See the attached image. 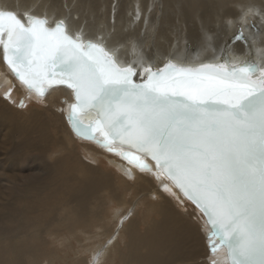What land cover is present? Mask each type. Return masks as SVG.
I'll use <instances>...</instances> for the list:
<instances>
[{
    "label": "bare ground",
    "instance_id": "bare-ground-1",
    "mask_svg": "<svg viewBox=\"0 0 264 264\" xmlns=\"http://www.w3.org/2000/svg\"><path fill=\"white\" fill-rule=\"evenodd\" d=\"M248 8L264 10V1L0 0V9L63 19L73 33L102 38L121 62L160 66L169 59L214 61ZM256 16L264 44V16ZM243 53L242 42L231 44L229 59ZM11 77L0 52V84H15L19 96ZM7 102L0 99V132L8 126V203L0 208L8 228L0 227V264H209L202 228L177 189L163 191L153 173L72 135L69 90L51 89L43 108Z\"/></svg>",
    "mask_w": 264,
    "mask_h": 264
},
{
    "label": "snow or ice",
    "instance_id": "snow-or-ice-1",
    "mask_svg": "<svg viewBox=\"0 0 264 264\" xmlns=\"http://www.w3.org/2000/svg\"><path fill=\"white\" fill-rule=\"evenodd\" d=\"M258 14L244 11L230 37L243 43L242 56L229 59L226 41L212 62L160 66L121 62L102 38L73 33L63 19L0 9V52L27 93L20 108L33 95L43 102L50 89L69 90L66 120L77 137L153 173L163 191L177 189L195 206L210 264H264V44L249 19Z\"/></svg>",
    "mask_w": 264,
    "mask_h": 264
},
{
    "label": "rangeland",
    "instance_id": "rangeland-1",
    "mask_svg": "<svg viewBox=\"0 0 264 264\" xmlns=\"http://www.w3.org/2000/svg\"><path fill=\"white\" fill-rule=\"evenodd\" d=\"M264 0H262V2H263ZM263 8V7H262ZM257 13H260V14H264V10L263 9H259V10H257ZM243 15V14H242ZM259 15V14H258ZM251 17V18H250ZM249 18H250V20H252L254 23H255V26H256V28L257 29H259V25L257 24V22H258V18H257V16L255 15V16H250ZM242 26V25H241ZM245 26H247V25H243V27H244V30H248V29H246L245 28ZM235 30H237V27L235 28ZM247 32H249V31H245L244 32V34H246ZM247 35V34H246ZM246 37V36H245ZM252 41V40H251ZM221 55V53L219 54V56ZM199 62H194V63H187V64H189V65H191V64H198ZM12 78V77H11ZM14 82H15V80H14ZM16 84H18L17 82H15ZM8 85V87L7 88H5V86H7ZM6 85V83H4L3 85H1L0 84V97L3 99V100H5V98H4V93H5V91L9 88V86L10 85H13L12 83H10V84H7ZM15 85V84H14ZM18 88H19V90H20V92L21 93H18V94H20L19 96H16L14 93H13V91H15V87H16V85H15V87H14V89H13V91H12V93H11V99L10 100H8V99H6L8 102V104H10L11 106H14L15 107V105H16V108H19V109H21V110H27L28 108V106L30 105L31 107H33V108H43V103L42 102H40V101H37L35 98H34V96H32L30 99H28V101L27 100H25V104H26V107H24V108H20L18 105H19V102H20V100L21 99H23L25 96H22V95H26L25 93V90H24V88L22 87V86H20V84H18ZM17 92H18V90H17ZM0 98V99H1ZM20 100H19V99ZM30 100V101H29ZM26 101H27V103H26ZM34 102V103H33ZM36 102V103H35ZM13 104V105H12ZM2 132V133H1ZM0 133V208H2V207H4V206H6L7 205V203H8V200L6 199L7 197L5 196V192H6V189L8 188V142H6V141H8V136L6 135L5 136V133H8V126H3V130L1 131ZM90 144H92V143H90ZM77 145V147L79 146L78 144H76ZM94 147H96L98 150H100L99 149V147H97V146H95L94 144H92ZM79 150L81 151V152H83V150L81 149V147L79 146ZM102 153V152H101ZM104 155H107V156H114V155H110V154H106V153H103ZM98 159H100L102 162H104L105 164H109V162H108V160H107V158H105V157H100V155H98ZM120 161V160H119ZM121 162V161H120ZM96 164V163H95ZM112 164L110 165L109 164V167H111L112 168ZM147 174V173H146ZM147 176V175H146ZM126 198L127 199H129L130 198V193H127V195H126ZM187 201V200H186ZM187 204H189V206L192 208V211L194 212V214H196V215H194L193 216V219L196 221V222H199V224H200V227L202 228H200L201 229V231H202V233H203V236H204V238H205V242H207L208 243V241H207V239H206V236H207V228L205 227V224H204V220L202 219V217H200L201 216V214H200V212L199 211H197L190 203H188V202H186ZM201 222V223H200ZM203 225V226H202ZM0 227L1 228H8V222L5 220V219H0ZM47 239H48V241L50 242V240H53V238H51V237H47ZM208 250V249H207ZM220 255H224L222 252L221 253H219ZM218 254V255H219ZM209 261V260H208ZM209 264H210V261H209Z\"/></svg>",
    "mask_w": 264,
    "mask_h": 264
},
{
    "label": "water",
    "instance_id": "water-1",
    "mask_svg": "<svg viewBox=\"0 0 264 264\" xmlns=\"http://www.w3.org/2000/svg\"><path fill=\"white\" fill-rule=\"evenodd\" d=\"M24 16V15H23ZM23 16L21 15L20 17L21 18H23ZM1 55H2V52H1ZM168 62V60H165L164 62H163V64L164 63H167ZM163 64L161 65V66H163ZM192 66H195V65H192ZM11 74V73H10ZM19 83V82H18ZM56 88H58V87H56ZM61 88H63V87H61ZM51 90V89H50ZM49 90V91H50ZM48 91V92H49ZM83 119V121H84V123L85 124H87L88 123V121L91 119V117L89 116V118L88 119H85V118H82ZM69 125V124H68ZM69 128H70V131H71V133H72V135L74 136V137H76L77 139H79V140H82V141H85V142H90V143H92V144H95V145H97L94 141H90V140H86V139H83V138H79V137H77V135L72 131V129H71V127L69 126ZM98 146V145H97ZM98 147H100V146H98ZM101 149H104V148H102V147H100ZM105 151H107L106 149H104ZM108 152V151H107ZM119 157V156H118ZM121 159V158H120ZM123 160V159H122ZM123 161H125V160H123ZM126 163H128L129 165H132V164H130L128 161H125ZM133 166V165H132ZM134 167V166H133ZM137 169V168H136ZM178 191V190H177ZM179 192V191H178ZM182 195V194H181ZM189 202V201H188ZM194 208H195V206L191 203V202H189ZM196 209V208H195ZM197 210V209H196ZM198 211V210H197Z\"/></svg>",
    "mask_w": 264,
    "mask_h": 264
},
{
    "label": "built area",
    "instance_id": "built-area-1",
    "mask_svg": "<svg viewBox=\"0 0 264 264\" xmlns=\"http://www.w3.org/2000/svg\"><path fill=\"white\" fill-rule=\"evenodd\" d=\"M132 166V165H131ZM135 168V167H134Z\"/></svg>",
    "mask_w": 264,
    "mask_h": 264
}]
</instances>
